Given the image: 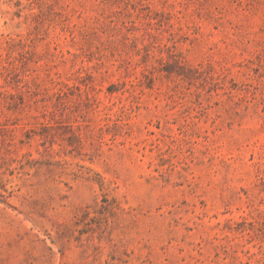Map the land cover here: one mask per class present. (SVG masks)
Wrapping results in <instances>:
<instances>
[{
  "label": "rangeland",
  "instance_id": "1",
  "mask_svg": "<svg viewBox=\"0 0 264 264\" xmlns=\"http://www.w3.org/2000/svg\"><path fill=\"white\" fill-rule=\"evenodd\" d=\"M0 264H264V0H0Z\"/></svg>",
  "mask_w": 264,
  "mask_h": 264
}]
</instances>
